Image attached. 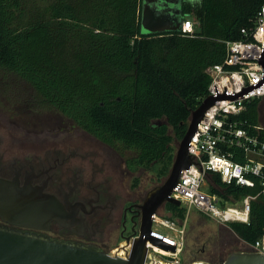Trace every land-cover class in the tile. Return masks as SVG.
<instances>
[{
	"label": "trees",
	"instance_id": "trees-1",
	"mask_svg": "<svg viewBox=\"0 0 264 264\" xmlns=\"http://www.w3.org/2000/svg\"><path fill=\"white\" fill-rule=\"evenodd\" d=\"M263 5L183 0L182 21L193 20L192 35L144 36L141 0H0V72L15 75L42 105L126 155L131 173L154 172L160 181L173 163V143L206 96L212 67L225 58V42L240 40V30L253 27ZM261 101H251L236 119L264 140V126L255 129ZM206 181L221 206L255 197L248 223L222 225L226 238L202 250L206 263L220 264L240 252L231 234L248 247L264 234V194L257 181L252 188L236 187L211 172ZM164 207L169 220L184 223L185 207Z\"/></svg>",
	"mask_w": 264,
	"mask_h": 264
},
{
	"label": "built area",
	"instance_id": "built-area-1",
	"mask_svg": "<svg viewBox=\"0 0 264 264\" xmlns=\"http://www.w3.org/2000/svg\"><path fill=\"white\" fill-rule=\"evenodd\" d=\"M181 32L194 33L191 19L181 22ZM240 34V40L225 42L223 62L212 67L207 93L201 102L207 97H213L215 101L205 111L189 140L188 154L192 157V164L182 171L171 192V197L186 208V216L189 208L195 206L201 214L222 225L247 224L250 201L255 197L245 196L238 203L224 202L221 206V199L216 194L202 190L208 172L218 175L222 183L236 187L252 188L257 181L264 194V140L250 134L236 119L247 104L264 98V5L260 7L253 27L241 29ZM157 227L174 231L176 235H164ZM151 231L152 235L174 248V252L165 251L166 257L181 254L183 231L177 230L174 221L155 214ZM146 247L147 254L151 251L160 254L151 244ZM248 249L264 256V234Z\"/></svg>",
	"mask_w": 264,
	"mask_h": 264
},
{
	"label": "flooded vegetation",
	"instance_id": "flooded-vegetation-1",
	"mask_svg": "<svg viewBox=\"0 0 264 264\" xmlns=\"http://www.w3.org/2000/svg\"><path fill=\"white\" fill-rule=\"evenodd\" d=\"M0 75V80L4 76L9 81L16 79L15 75L6 72H0ZM11 93L14 94L12 90ZM70 123L93 147L103 150L66 149L64 140L58 137L51 140L53 149L45 150L40 142H47L46 139L38 141L28 135L17 139L13 135L0 134V179L16 180L19 186L28 183L40 188L42 193L54 197L63 209L61 218L52 219L45 228L19 226L1 218L0 228L50 241L96 247L109 253L107 244L113 231H117L118 238L126 243L132 238L133 231H138V206L145 197H138L137 191L123 194L119 190V185L129 175L136 174L127 169L126 155Z\"/></svg>",
	"mask_w": 264,
	"mask_h": 264
},
{
	"label": "water",
	"instance_id": "water-1",
	"mask_svg": "<svg viewBox=\"0 0 264 264\" xmlns=\"http://www.w3.org/2000/svg\"><path fill=\"white\" fill-rule=\"evenodd\" d=\"M183 0H141L140 34L144 36L181 31V3ZM174 7L176 8L174 10ZM215 98H205L191 112L190 119L179 142L168 176L163 184L150 190L140 209L138 231L132 241L124 242L105 253L96 247H84L0 228V264H158L147 254V243L164 251L174 248L152 235V216L165 204L177 207L181 202L171 197L183 170L192 164L188 143L205 111ZM62 206L52 196L28 183L19 186L16 180L0 179V218L11 224L45 228L52 219L62 216ZM209 264V263H202ZM220 264H264V256L256 252L230 254Z\"/></svg>",
	"mask_w": 264,
	"mask_h": 264
},
{
	"label": "rangeland",
	"instance_id": "rangeland-1",
	"mask_svg": "<svg viewBox=\"0 0 264 264\" xmlns=\"http://www.w3.org/2000/svg\"><path fill=\"white\" fill-rule=\"evenodd\" d=\"M0 82H2L0 83V134L7 136L13 135L17 139L26 135L38 141L46 139L48 140L47 142H40L44 145L45 150L53 149L52 141L57 139H55V137L64 140V148L66 149H80L84 151L94 150L95 152H101V150H103V148L100 147H93L90 142L83 138L82 133L75 129V127L71 125L70 121L64 118L61 114L42 105L30 86L23 81L18 79H10L9 81V78L4 76ZM11 90L14 94L11 93ZM10 93L12 94L11 96H9ZM259 115L261 121L260 125L264 126V99H262L259 106ZM179 142L180 141L173 143L175 152L177 151ZM98 173L99 172H97V175ZM168 173L160 181H157L154 172H140L129 175L126 180L119 185V190L123 194L126 191H137L138 197H146L150 190L163 184L168 176ZM116 174L120 175L118 172ZM136 178L137 183L134 185ZM208 186V182L205 180L202 190H208ZM164 206L165 205H162L158 209L157 215L160 218L169 219L170 214ZM173 221L177 225V230L183 231V250L180 255L173 258L170 256L166 257L163 254H155L151 251L149 255L154 257L158 263H205L204 259H201L203 255L202 250L209 251L215 243L221 240L220 238L222 236L225 237V233L221 230L222 224L205 215H202L199 209L195 206H191L189 208V213L181 226L177 220ZM157 230L170 237H174L176 235V232L163 227H157ZM231 235L229 239L237 250L240 252H250L248 249L249 247L244 245L234 235H232L234 240H231ZM224 237L222 238L224 239ZM121 243H124V241L118 238L117 231H113L107 244L109 251L116 249Z\"/></svg>",
	"mask_w": 264,
	"mask_h": 264
},
{
	"label": "bare ground",
	"instance_id": "bare-ground-1",
	"mask_svg": "<svg viewBox=\"0 0 264 264\" xmlns=\"http://www.w3.org/2000/svg\"><path fill=\"white\" fill-rule=\"evenodd\" d=\"M147 244H150V243H147ZM153 246V245H152ZM154 247V250L157 252V253H160V254H166L165 252H164V250H162V249H158V247H156V246H153ZM158 264H162V263H158ZM194 264H202V263H194Z\"/></svg>",
	"mask_w": 264,
	"mask_h": 264
}]
</instances>
